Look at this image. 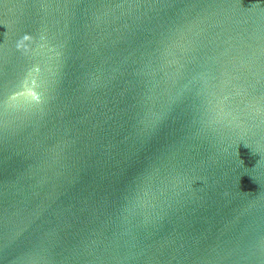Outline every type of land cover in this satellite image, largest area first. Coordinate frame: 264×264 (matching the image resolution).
<instances>
[{"label": "water", "instance_id": "1", "mask_svg": "<svg viewBox=\"0 0 264 264\" xmlns=\"http://www.w3.org/2000/svg\"><path fill=\"white\" fill-rule=\"evenodd\" d=\"M0 264H264V0H0Z\"/></svg>", "mask_w": 264, "mask_h": 264}]
</instances>
